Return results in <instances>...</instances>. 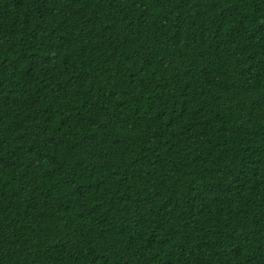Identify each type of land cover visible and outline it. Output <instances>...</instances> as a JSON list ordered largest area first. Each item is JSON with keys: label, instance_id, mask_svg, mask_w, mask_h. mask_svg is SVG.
<instances>
[{"label": "trees", "instance_id": "1", "mask_svg": "<svg viewBox=\"0 0 264 264\" xmlns=\"http://www.w3.org/2000/svg\"><path fill=\"white\" fill-rule=\"evenodd\" d=\"M0 264H264V0H0Z\"/></svg>", "mask_w": 264, "mask_h": 264}]
</instances>
